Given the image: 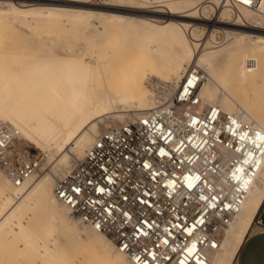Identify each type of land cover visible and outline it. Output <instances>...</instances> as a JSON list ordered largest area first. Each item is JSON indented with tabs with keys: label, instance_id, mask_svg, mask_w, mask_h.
<instances>
[{
	"label": "bare ground",
	"instance_id": "6f19581e",
	"mask_svg": "<svg viewBox=\"0 0 264 264\" xmlns=\"http://www.w3.org/2000/svg\"><path fill=\"white\" fill-rule=\"evenodd\" d=\"M31 1L28 4H16L11 0H0V22L7 16L18 18L31 28L28 34H23L25 38H29V35L46 31H36L33 28L35 25H47L65 16L68 21L66 26L70 27L76 22H87L88 17H93L97 24L92 25L94 31L109 43L99 45L101 49L98 50L95 62L57 56L45 61L37 58L32 51L36 47L18 44L12 20L6 31L0 30V121L10 124L18 131L17 150L24 153L26 144L33 152L28 150L32 156L24 153L25 156L41 157L38 168L19 183H15L8 173L11 168L7 171L0 164V171L6 178L0 174V231L2 228L6 229L11 221L15 222L16 217L26 209L40 204L45 212L40 223L42 235L40 238L36 237L43 242L45 248L39 249V253L58 251L63 244L72 245L75 242L83 245L81 250L89 249L94 256L101 258V264H133L117 248L110 236L82 222L67 204L57 198L55 185L58 179L108 130L100 132L92 141L94 133L90 128L94 125L95 118L110 112L116 102L123 106H135L128 113L139 114L114 127L157 107L172 104L173 94L159 105H153L161 96L153 94L145 85V79L150 74L168 78L176 85L179 83L173 89L175 92L189 70H199L201 81L196 92L200 107H217L222 112V117L232 115L264 133V12L259 13L254 8L239 3L228 4L226 0H218L220 6L236 15L233 21H251L247 29L257 34L255 37L245 36L246 38L233 36L224 46L204 51L199 50L201 42L193 35L198 27L197 23L206 19L204 12L210 4L181 10L178 0H138L141 5H134V0H109L104 3L103 0H92L102 2L100 4H92L88 0ZM213 1L215 0H207V3ZM146 4L166 5L167 8L149 9ZM196 13L200 19L192 22ZM158 17L164 19L157 21ZM204 22L210 25L223 24L216 20ZM226 26L234 27L229 24ZM41 41L46 42L45 39ZM51 60L54 64L47 62ZM198 66H203L206 72V82L203 85V73ZM189 82L192 83V79ZM99 83L103 88L98 86ZM110 83L116 84L113 92L107 90ZM235 86L241 94L238 99L232 96ZM55 105L61 111L57 114L46 112L54 109ZM93 120L95 121L92 122ZM23 135L30 137L37 145L47 144L41 148L34 147ZM51 140L57 144V148L65 142L70 143V146L49 171L37 174L42 162L54 152L53 145L48 143ZM262 199L264 155L261 156L255 179L239 211L220 234L218 250L206 252L209 264L231 263L257 209L264 203ZM64 209L74 216L73 219L78 224L68 219ZM24 226L26 227V223L21 222L15 228L22 232ZM58 240L61 241L58 247L51 244ZM81 250H74L79 255L78 258L83 257Z\"/></svg>",
	"mask_w": 264,
	"mask_h": 264
},
{
	"label": "built area",
	"instance_id": "2783aa9c",
	"mask_svg": "<svg viewBox=\"0 0 264 264\" xmlns=\"http://www.w3.org/2000/svg\"><path fill=\"white\" fill-rule=\"evenodd\" d=\"M226 2L264 12V0ZM200 81L199 70H189L172 104L106 130L55 185L57 198L133 264H209L206 252L218 250L260 166L264 133L200 107ZM17 134L0 121V164L15 183L41 159L26 144L29 157L17 150Z\"/></svg>",
	"mask_w": 264,
	"mask_h": 264
},
{
	"label": "rangeland",
	"instance_id": "374dc122",
	"mask_svg": "<svg viewBox=\"0 0 264 264\" xmlns=\"http://www.w3.org/2000/svg\"><path fill=\"white\" fill-rule=\"evenodd\" d=\"M12 2L16 4L24 3L28 4L32 2L31 0H11ZM109 0H103L102 2H107ZM138 0H134V5H141ZM88 2L92 4H100L102 2H94L92 0H88ZM137 3V4H135ZM139 3V4H138ZM210 4V6H207V10L204 12V16L207 19H204V21H213L216 20L218 22H221L223 24H211L200 21L197 23L198 27L194 31V38L198 39V41L201 42L199 45V50H208L212 48H219L221 46H224L227 44V42L230 39V37H239L240 38H246L245 36L252 35L256 36V32H250L247 29L248 23H252L251 21L245 19V20H236L233 21L232 19H235L236 15L232 13L231 10L224 8L220 6L221 4L218 2V0H215L213 2H208L207 0H178L179 9H188L190 7H193L195 5H202V4ZM213 3V4H212ZM219 4V5H218ZM217 5V6H216ZM146 8L154 9V8H163L166 9V5L162 6H152V4H146ZM225 13V14H224ZM197 17H192V22L194 20H199L198 13H196ZM231 16V17H230ZM9 18V19H8ZM65 16L61 17L60 19H57L53 21L50 24L47 25H35L33 28L36 31L39 30H46L45 32H41L40 34H32L29 35V38H25L23 35L24 33H29V30L31 28L27 26L26 24H23L18 18H10L9 16L3 18L2 22H0V30L6 31L7 25L9 24V21L12 20V23L15 24L14 26V34L17 37V40L19 41L18 44L24 45V46H30V47H36V49L32 50L36 55L37 58H41L43 60H49L59 57V58H80L81 60H92V62H95L97 58L98 50L101 49V46L104 45V43H109V41H104L101 38L100 33L95 32L92 25H95V21L93 17H88L87 22H76L73 24V26H66L68 24V21L65 20ZM164 18L158 17L156 18L157 21H161ZM220 20V21H219ZM223 22H222V21ZM230 20V21H229ZM247 21V22H246ZM4 22V23H3ZM191 22V23H192ZM202 22V23H201ZM231 22V23H230ZM246 22V23H245ZM204 23V24H203ZM233 23V24H232ZM239 23V24H238ZM3 24V25H2ZM226 24L234 25V27H228ZM97 25V24H96ZM38 26V27H37ZM238 26V28H237ZM6 27V28H5ZM226 27V28H225ZM236 27V28H235ZM234 28V29H233ZM240 28V29H239ZM246 28V30H244ZM6 29V30H5ZM239 29V30H236ZM233 30V31H232ZM229 31V32H227ZM247 31V33H246ZM16 32V33H15ZM249 32V33H248ZM239 34V35H238ZM243 34V35H242ZM21 35V36H20ZM97 37V39L95 38ZM27 39V40H26ZM46 40V42H42L41 40ZM96 39V40H94ZM209 40V41H208ZM87 42V43H86ZM214 46V47H212ZM135 47V46H134ZM26 50V49H22ZM21 50V51H22ZM95 52V53H94ZM85 58V59H84ZM50 64H54V61H47ZM197 67V66H194ZM202 70L203 73V81L201 85L206 82V72L203 66H198ZM77 79V77H74ZM79 80V79H77ZM76 80V81H77ZM80 80H83V78H80ZM100 80V78H99ZM145 85L153 91V94L157 95L158 101L157 103L154 102L153 105H159L163 101L167 100L174 92L176 86L179 84H175L172 82V80L168 78H161L158 76H154L150 74L148 78L145 79ZM166 82V83H165ZM169 82V83H168ZM172 83V84H171ZM99 87L103 88V85L99 83ZM154 86V87H153ZM173 86V87H171ZM175 87V88H174ZM201 87V86H200ZM116 88V84L110 83L108 86V91L113 92ZM174 89V90H173ZM200 89V88H199ZM240 90L236 86L233 88L232 96L234 99L240 98ZM53 105V104H52ZM116 105L118 107H116ZM236 104L234 103V106ZM123 105H120V102L110 109L111 111L96 117L94 122V125L90 128L92 132L94 133V136L92 138V141L95 139V137L102 131L109 129L111 127H114L125 120L131 118L136 114H130L129 109L135 108V106H132L130 104L124 105V109L122 107ZM237 106V105H236ZM117 110V111H116ZM125 110V111H124ZM61 111L60 107L55 105L54 109L46 110L47 113L50 114H57V112ZM124 111V113H123ZM128 111H130L128 113ZM228 111V110H227ZM127 112V113H126ZM110 113V114H109ZM121 114V115H119ZM130 114V115H129ZM124 116V117H123ZM123 117V118H122ZM98 121V122H97ZM9 122V121H8ZM91 122V123H92ZM15 126H17L13 122H9ZM21 131V130H20ZM23 134V132L21 131ZM25 140H27L30 145L41 148L47 143H43L42 145L35 144V141H33L30 137L23 135ZM91 141V142H92ZM90 142V143H91ZM49 144L53 145L54 152L50 153L48 159L44 160L41 164V167L37 174H44L45 172L49 171V169L54 166V164L57 162L58 158L66 151V148L68 149L70 146V143L65 142L60 146H57V144L54 141L48 142ZM68 145V146H67ZM65 149H64V148ZM57 150H55V149ZM61 149V150H60ZM85 149V148H84ZM61 151V152H60ZM33 152V151H31ZM56 152V153H55ZM58 153V154H57ZM83 153V152H82ZM81 155V154H80ZM79 157V156H77ZM73 162V161H72ZM71 162V164H72ZM69 167V166H68ZM67 167V168H68ZM66 168V169H67ZM0 174L3 175L5 178V175L0 171ZM6 179V178H5ZM10 189L13 187L9 185ZM264 200V199H262ZM261 205H264L262 203ZM63 206V205H61ZM64 208V207H62ZM45 208L43 205L37 204L32 205L30 208L26 209L22 214H20L18 217H16V221H11L9 224H7L6 229L2 228L0 231V264H101L102 259L99 257L94 256L93 252L89 249H83L82 244H74L71 245V243H66L62 245V249L58 251L53 252H45L39 253V249H44L43 242H40V239H37V237L40 238L42 235L40 223L41 219L43 218V214L45 212ZM258 211V209H257ZM64 212L68 214V219L74 221V224H78V221L74 220V216L71 215L67 209H64ZM257 213V212H256ZM256 215V214H255ZM255 217V216H254ZM254 220V218H253ZM252 220V221H253ZM21 222L26 223V227H23V231H17L16 226L19 227ZM4 229V230H3ZM87 230V229H86ZM89 230V229H88ZM49 231V230H48ZM36 234V235H35ZM37 236V237H36ZM61 241H56L54 243H51L53 246L58 247L59 243ZM70 245V246H69ZM75 245V246H73ZM74 250H81L83 257L78 258V254L74 253ZM47 254V255H46ZM77 258V259H76ZM74 259V260H73Z\"/></svg>",
	"mask_w": 264,
	"mask_h": 264
},
{
	"label": "crops",
	"instance_id": "0c3cea01",
	"mask_svg": "<svg viewBox=\"0 0 264 264\" xmlns=\"http://www.w3.org/2000/svg\"><path fill=\"white\" fill-rule=\"evenodd\" d=\"M264 219L259 207L230 264H264V226L256 219Z\"/></svg>",
	"mask_w": 264,
	"mask_h": 264
}]
</instances>
